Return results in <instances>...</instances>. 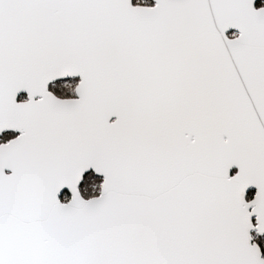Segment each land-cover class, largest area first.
<instances>
[{
  "label": "snow or ice",
  "instance_id": "1",
  "mask_svg": "<svg viewBox=\"0 0 264 264\" xmlns=\"http://www.w3.org/2000/svg\"><path fill=\"white\" fill-rule=\"evenodd\" d=\"M0 264H264V0H0Z\"/></svg>",
  "mask_w": 264,
  "mask_h": 264
}]
</instances>
